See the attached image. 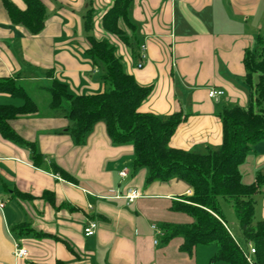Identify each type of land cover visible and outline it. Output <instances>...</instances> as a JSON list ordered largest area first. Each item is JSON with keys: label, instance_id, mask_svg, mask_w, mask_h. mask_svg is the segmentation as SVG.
I'll use <instances>...</instances> for the list:
<instances>
[{"label": "crops", "instance_id": "crops-1", "mask_svg": "<svg viewBox=\"0 0 264 264\" xmlns=\"http://www.w3.org/2000/svg\"><path fill=\"white\" fill-rule=\"evenodd\" d=\"M9 1L27 9L24 0ZM42 1L45 28L34 35L12 22L0 0V79L16 78L26 91L27 85L37 83L47 90L59 81L74 95L104 92L102 75L88 53V36L95 31L97 38L116 43L126 71L139 84L152 86L142 112L183 113L185 121L170 141L175 149L202 154L219 149L222 109L251 104L254 91L247 82L246 56L257 37H264V0H133L129 18L136 29L127 30L131 45L101 28L115 0ZM90 10L95 26L87 32ZM137 34L142 41L134 46ZM143 45L147 59L140 68ZM212 89L225 95L211 99ZM30 96L37 113L18 117L11 125L35 144L43 165L35 164L31 147L0 134V264H206L197 252L190 257L180 250L183 239L168 244L162 239L163 224L193 222L189 215L171 210L173 202L193 194L186 182L175 178L148 183V172L133 168L134 147L113 145L103 124L85 145H77L68 134L71 122L51 109V98L41 106ZM24 104V99L0 92V105ZM56 167L76 181L56 173ZM125 169L128 176L122 177ZM241 170L247 184L259 175L264 180V140L253 145ZM130 190L140 194L133 203L126 198ZM260 191L256 216L262 221L264 182ZM92 221L98 224L97 233L86 237L85 227ZM17 242L28 251L24 259L15 254Z\"/></svg>", "mask_w": 264, "mask_h": 264}, {"label": "trees", "instance_id": "trees-1", "mask_svg": "<svg viewBox=\"0 0 264 264\" xmlns=\"http://www.w3.org/2000/svg\"><path fill=\"white\" fill-rule=\"evenodd\" d=\"M11 20L25 26L32 34H40L47 19L42 0H24L26 10L19 9L9 0H3ZM133 0H115L104 15L101 28L125 45L132 40L127 30L136 25L129 18ZM94 13L85 17L87 32L94 29ZM89 55L97 67H103L102 80L106 89L95 95H74L69 86L59 81L47 90L51 95V109L71 122L68 134L79 146L86 144L96 126L103 124L113 145L131 144L134 147L133 168L146 170L147 182L169 181L179 178L192 189L191 196L173 202L171 210L193 218L190 224L165 223L163 243L183 239L180 250L194 257L199 247H212L216 253L212 264H264V220L256 221L255 195L260 192L262 176L254 183L243 181L242 166L253 145L264 140V37H257L256 47L247 51V82L253 89L249 107H224L220 112L224 138L219 149L207 153H193L170 146L179 126L185 121L183 113L169 116L142 112L141 106L150 97L152 86H143L126 71L116 43L110 38L88 36ZM258 76L256 85L253 78ZM0 92L24 99L22 107L0 105V134L17 145H27L33 160L43 165V157L34 143H29L12 127L11 121L37 113L38 105L16 78L0 79ZM65 179L75 178L61 167L54 168ZM220 198L233 203L246 244V252L237 242L220 209ZM25 230L24 226L19 227ZM255 252L252 253L251 250Z\"/></svg>", "mask_w": 264, "mask_h": 264}, {"label": "rangeland", "instance_id": "rangeland-1", "mask_svg": "<svg viewBox=\"0 0 264 264\" xmlns=\"http://www.w3.org/2000/svg\"><path fill=\"white\" fill-rule=\"evenodd\" d=\"M90 35L96 36L95 31H92ZM136 36L134 37V41H133L134 46L138 45L139 42L142 41V37L139 34H137ZM98 69L100 71V74L102 75L104 72L103 67H98ZM257 78L258 76H256L255 81L257 80ZM26 88H27V92L30 93V95H32L39 102L41 106L46 105L50 101L49 100L51 98L50 92L47 91L46 89L40 88L39 84L35 83V86L27 85ZM261 191H263V188ZM261 191L255 195L256 203L257 201H259V198H261V195L263 194L261 193ZM220 209L235 239L241 244L242 248L246 252H250V248L248 247V244H246V242L244 241L241 225H240V218L236 214L233 203L231 201H228L227 199L220 198ZM256 221H259V216H256ZM215 253L216 251L212 247L201 246L197 249V254L203 257L202 259L206 264H212V258L214 257Z\"/></svg>", "mask_w": 264, "mask_h": 264}, {"label": "built area", "instance_id": "built-area-1", "mask_svg": "<svg viewBox=\"0 0 264 264\" xmlns=\"http://www.w3.org/2000/svg\"><path fill=\"white\" fill-rule=\"evenodd\" d=\"M141 49H142V52L140 54V63H139V67L140 68L144 66V63H145V61L147 59V55H146L147 46L143 45L141 47ZM224 95H225V91L221 90V89H212L209 92V97L211 99L216 100V101H218ZM120 175L122 177H127L128 176V170L127 169L123 170L122 172H120ZM86 192L92 195V192H90V191H86ZM139 197H140V194L136 190H130L128 192L127 196H126V198L128 199L129 203H133ZM1 206L3 207L4 205L2 204ZM153 227H154V229L158 230L160 235H163L162 231L160 229H158V227L156 225L153 226ZM97 230H98V224L96 222H94V221L89 222L87 224V226L85 227V230H84L85 231V236L86 237H92V236L96 235ZM251 252L254 253L255 250L252 249ZM15 254H16V256L18 258L24 259V258L27 257L28 251L25 248H22L20 246V244L17 242Z\"/></svg>", "mask_w": 264, "mask_h": 264}]
</instances>
